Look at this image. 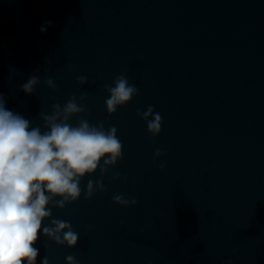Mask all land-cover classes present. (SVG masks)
<instances>
[{"label":"clouds","instance_id":"9594fccd","mask_svg":"<svg viewBox=\"0 0 264 264\" xmlns=\"http://www.w3.org/2000/svg\"><path fill=\"white\" fill-rule=\"evenodd\" d=\"M51 23L45 21L46 25ZM77 82L84 85L88 79L78 76ZM39 83L40 77L32 75L21 88L31 94ZM45 84L56 90L51 78ZM113 84L104 86L110 94L105 101L110 115L138 95L137 87L129 83L124 73ZM79 100L78 104L72 96L63 108L59 103L54 104L51 115L42 112L40 116L47 129L42 133L40 127L30 128L29 120L8 110L0 94V264H25V261L36 264L39 249L34 245L41 230L43 236L57 245L75 247L79 237L69 222L51 219L50 225L42 227L43 222L52 216V208L63 209L79 199L83 177L98 168L103 176L123 158L115 127L105 131L102 123L93 126L84 119L75 127L69 123L72 117L85 111L86 95L82 94ZM137 115L147 123V132L153 138L160 134L162 117L152 106L143 113L138 110ZM164 154L157 149L154 160ZM159 167L163 169L165 164ZM119 178V173L113 176V179ZM104 191L101 180H88L84 198L90 199L94 193ZM113 202L125 208L137 204L135 198L125 199L122 195H114ZM41 264H49L48 258L44 257ZM66 264H77V261L67 256Z\"/></svg>","mask_w":264,"mask_h":264}]
</instances>
